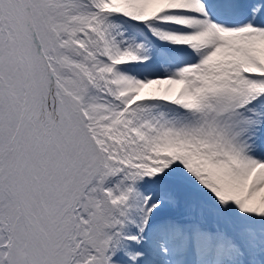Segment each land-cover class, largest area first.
Returning <instances> with one entry per match:
<instances>
[{
  "label": "snow or ice",
  "instance_id": "obj_1",
  "mask_svg": "<svg viewBox=\"0 0 264 264\" xmlns=\"http://www.w3.org/2000/svg\"><path fill=\"white\" fill-rule=\"evenodd\" d=\"M0 264H264V0H0Z\"/></svg>",
  "mask_w": 264,
  "mask_h": 264
}]
</instances>
